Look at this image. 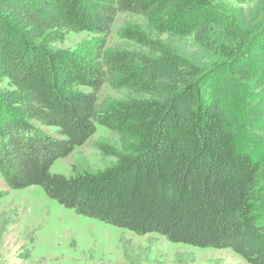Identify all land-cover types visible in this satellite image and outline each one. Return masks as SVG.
<instances>
[{
    "label": "trees",
    "instance_id": "obj_1",
    "mask_svg": "<svg viewBox=\"0 0 264 264\" xmlns=\"http://www.w3.org/2000/svg\"><path fill=\"white\" fill-rule=\"evenodd\" d=\"M119 14L156 35L126 24L120 37L139 48H107ZM64 31L95 37L53 47ZM2 78L0 175L11 190L42 187L78 215L264 264V15L244 21L215 0H0ZM106 84L127 95L101 100ZM98 127L124 142L97 144L115 165L51 172Z\"/></svg>",
    "mask_w": 264,
    "mask_h": 264
},
{
    "label": "rangeland",
    "instance_id": "obj_2",
    "mask_svg": "<svg viewBox=\"0 0 264 264\" xmlns=\"http://www.w3.org/2000/svg\"><path fill=\"white\" fill-rule=\"evenodd\" d=\"M228 6L241 20L252 22L264 15L259 0H215ZM135 24L151 36L144 17L119 14L107 39V48L137 49L135 43L119 35L126 24ZM95 36L86 32L64 31L51 43L55 48L75 49ZM160 37L184 56L205 59L201 47L191 39L171 34ZM0 79V88H9ZM126 91L117 92L104 85L101 100H120ZM54 134V128L48 129ZM97 144H108L119 151L125 146L119 135L98 127L94 137L66 159L53 165L51 172L72 176L75 172L97 173L117 160L101 154ZM0 264H249L231 249H200L169 242L158 234L137 235L94 218L78 215L49 198L42 187L11 190L0 175Z\"/></svg>",
    "mask_w": 264,
    "mask_h": 264
}]
</instances>
